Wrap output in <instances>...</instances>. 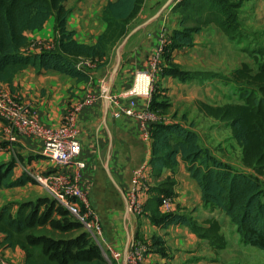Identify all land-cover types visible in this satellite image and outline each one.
Segmentation results:
<instances>
[{"label": "crops", "instance_id": "1", "mask_svg": "<svg viewBox=\"0 0 264 264\" xmlns=\"http://www.w3.org/2000/svg\"><path fill=\"white\" fill-rule=\"evenodd\" d=\"M109 1L114 0L64 1L70 9L67 27L74 31L76 41L92 44L105 30L101 13ZM226 1L238 3L240 34L236 38H231L219 25L215 11L197 10L196 4L189 5L181 0H145L135 17V20L141 18V23L114 47L113 56L111 51L114 48L110 51L102 67L91 70L88 82L77 81L55 70L37 72L29 66L15 75L12 89L7 83L0 84V94L11 92L20 103L36 110L45 125L55 128L61 125L65 113L78 105L87 93L99 94L105 85L112 95L127 89L135 72L149 69L156 54V83L150 99L137 98V108L147 107L156 122L168 119L171 110L193 105L201 116L212 119L213 123L222 122L205 115L198 109L197 102H228L223 90L227 85L219 82V76H193L187 72H214L228 77L243 63L255 69L256 60L250 51L264 48V0ZM54 24V16H50L41 29L27 31L29 45L25 50L32 53L51 48L56 38ZM184 26L199 28L192 34V46H170L174 30ZM256 56L264 58V54L256 53ZM105 60L101 58L95 63ZM120 103L122 106L126 104L123 100ZM115 110L104 98L98 97L94 103L75 111L82 158L86 162L80 186L90 206L101 218L107 242L113 250L121 253L113 263L241 262V240L237 239L235 225L223 211L202 203L200 188L183 161L179 158L174 168L153 167L150 163L151 141L141 138L133 118L122 113L114 115ZM205 131L211 134L209 128ZM15 134L17 141H9L0 119V166L12 161L13 175L25 173L30 180L20 186L0 187V209L7 203H20L44 195L35 177L45 171H58L54 162L40 154L39 140L22 132ZM145 164H148L146 179L137 192L141 211L133 214L127 210L131 178L133 170ZM242 169L246 168L242 166ZM259 179L264 182V175ZM166 201L168 208L165 207ZM16 209V205L13 206L11 213L14 214ZM166 214L190 215L202 225L208 219L217 220L220 234L227 240L225 247H212L207 239L197 236L186 225H163L160 218ZM227 232L233 233L231 237L238 240L237 244L229 245ZM131 249L135 251L134 258L128 257ZM24 257L25 252L20 247H0V259L11 264H23Z\"/></svg>", "mask_w": 264, "mask_h": 264}, {"label": "trees", "instance_id": "2", "mask_svg": "<svg viewBox=\"0 0 264 264\" xmlns=\"http://www.w3.org/2000/svg\"><path fill=\"white\" fill-rule=\"evenodd\" d=\"M64 1L0 0V84L7 83L12 89L15 75L29 66L37 72L55 70L77 81L88 82L92 74L84 62L106 58L96 65L97 69L106 63L110 51L129 32L128 24L145 0L109 1L101 13L106 28L92 44L75 40L74 31L67 27L70 9ZM181 1L196 4L197 10L215 11L216 19L225 32L231 38L239 36L238 3L226 0ZM50 16H54L56 32L52 47L40 52H27V31L41 29ZM198 29L196 26L175 29L170 46H192V34ZM263 52L262 48L250 51L256 60L255 69L243 63L228 77L214 72H187L193 76H219L237 86L240 101L223 104L197 102V107L214 120L228 124L231 137L240 148L245 170L234 169L212 154L208 147H203L192 124L156 121L152 124L149 139L153 167L174 168L180 158L200 188L202 203L223 211L235 225L241 240L261 250H264V182L259 176L264 175V58H258L256 53L262 55ZM180 72L186 74L185 71ZM162 106L167 107L166 104ZM29 180L25 173L13 175L12 161L0 166V187L20 186ZM38 199L45 205L42 212L38 202L35 204L32 200L7 203L1 207V248L20 247L25 252L23 264H114L83 230L81 223L72 220L68 211L55 199L40 196ZM15 205L17 209L12 214L11 209ZM160 221L163 225H186L214 248L221 249L226 245L215 219H208L202 225L190 215L166 214Z\"/></svg>", "mask_w": 264, "mask_h": 264}, {"label": "built area", "instance_id": "3", "mask_svg": "<svg viewBox=\"0 0 264 264\" xmlns=\"http://www.w3.org/2000/svg\"><path fill=\"white\" fill-rule=\"evenodd\" d=\"M178 1V0H172ZM157 55L151 59L149 69L135 72L131 85L119 94L112 95L106 85L102 92L87 93L71 111L64 115L63 122L58 127H49L39 118L36 110L25 106L10 92L0 94V119L4 122L5 135L9 141H17L15 132H22L37 139L41 143L40 154L58 167V171H45L35 177L36 183L43 187L50 197L55 199L68 213L81 223L83 230L96 242L105 257L111 262L120 258V251L113 250L104 235L103 224L99 214L90 206L85 191L80 186L86 162L82 158V145L76 124L75 111L83 105H90L98 97L104 98L116 110L114 115L125 114L133 118L139 127L141 138L149 141L154 117L147 107L138 109L136 100L143 97L150 99L156 69ZM85 61L84 64H88ZM125 101L124 106L121 101ZM148 164L137 167L132 174V188L129 192L127 210L130 213H140L141 207L137 201V192L144 183ZM169 203L165 202L168 208ZM128 257L136 256L134 249L128 250ZM0 264H11L0 259Z\"/></svg>", "mask_w": 264, "mask_h": 264}, {"label": "rangeland", "instance_id": "4", "mask_svg": "<svg viewBox=\"0 0 264 264\" xmlns=\"http://www.w3.org/2000/svg\"><path fill=\"white\" fill-rule=\"evenodd\" d=\"M139 23H141V18H137L136 20L135 18L132 19L128 24L129 32L127 33L125 37H127ZM123 39H121V41H123ZM44 49H48V48H44ZM262 49L264 51V48ZM114 50L115 48L111 51L112 56L114 54ZM95 62L96 61H94V63L86 64L87 69L90 72L91 70L93 71L94 69H96V67L92 68L93 66L97 65V63ZM89 68H92V69H89ZM155 76L156 74L154 75L153 85L156 83L154 82L156 81ZM219 82L227 85L226 88L223 89L225 93V100H228V102L240 101L239 94H238L239 93L238 88L234 83L224 78H220ZM196 110H195V107H193V105L184 106L182 107V109L176 108L175 110H171L169 112V118L166 119L165 121L167 122L168 121H180L182 124L186 126H189V124H192L193 129L198 133L199 142L201 145H203V147H208L212 154L222 159L223 161L227 162L234 169L243 170L242 163H241L240 148L236 144L235 140L231 137L228 124L226 122L213 123L214 121L212 119L207 118L203 115L201 116V113H198V110L196 112ZM195 114H197L198 116L195 117ZM206 128L207 129L209 128V130L211 131L210 132L211 134L205 131ZM41 189L43 190L42 192L44 193V195H41L40 197H50V194L43 187H41ZM38 198L39 196L35 197L32 201H34L35 204L38 202V205L40 207L39 210L40 212H42L44 210L45 205L41 204ZM69 217L72 220H74V218L71 215H69ZM227 234L229 235V245L233 246L234 244H237L238 240H235L231 237L233 233L227 232ZM237 239L241 240L240 237ZM240 244L242 248L241 262L243 261V263H246V264H264V250H261L251 245L248 242H244L243 240H241ZM244 260H246V262H244Z\"/></svg>", "mask_w": 264, "mask_h": 264}]
</instances>
